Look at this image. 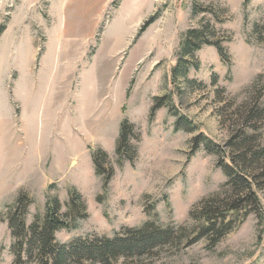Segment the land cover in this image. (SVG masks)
<instances>
[{
    "label": "rangeland",
    "instance_id": "rangeland-1",
    "mask_svg": "<svg viewBox=\"0 0 264 264\" xmlns=\"http://www.w3.org/2000/svg\"><path fill=\"white\" fill-rule=\"evenodd\" d=\"M194 30L213 45L191 56ZM0 31V264L14 261L7 219L22 193L28 224L56 201L69 221L76 195L82 216L57 233L62 244L154 218L191 227L190 211L227 181L194 139L264 145V0H0ZM179 117L195 131H176ZM123 121L134 134L117 154ZM263 169L261 212L214 249L176 244L117 264H264Z\"/></svg>",
    "mask_w": 264,
    "mask_h": 264
},
{
    "label": "trees",
    "instance_id": "trees-1",
    "mask_svg": "<svg viewBox=\"0 0 264 264\" xmlns=\"http://www.w3.org/2000/svg\"><path fill=\"white\" fill-rule=\"evenodd\" d=\"M205 44L213 45L205 41L200 31H191L183 45L184 53L194 56ZM214 46L223 57L222 48ZM182 68L186 73L189 63L183 61L181 65L180 62L174 69V74ZM164 101L165 99L157 100L151 118L164 106ZM132 127L127 121L122 122L117 154H121L125 142L128 143L134 134ZM175 130L188 133L195 131L183 117L177 119ZM243 137L244 142H248V137ZM193 142L194 152L203 148L208 154L221 158L217 168L222 170L227 181L222 186L220 195L204 200L190 211L189 217L193 221L191 227L165 226L154 218L140 227L123 228L113 237H80L71 243L62 244L57 239V233L73 228L74 222L82 216L80 206L75 200L76 195L71 194V209L75 213L69 221L60 214L59 204L56 201V204L55 202L49 204L44 215L37 214L33 222L28 224L29 207L34 201L30 195L22 193L7 219L13 240L11 246L13 264H117L122 259L140 261L150 258L155 252L176 244L184 243L186 246H191L203 241L209 249L217 247L226 237L238 230L251 213L262 210L263 199L257 194L256 175L253 172L257 173L258 167L262 164L264 145L257 149L242 150L239 148L240 145L228 143L223 148L202 133ZM231 146L238 148V162L231 158L226 149ZM135 150H138L137 146ZM94 164L96 174L105 176L97 156H94ZM221 195H226L227 198L221 200ZM152 208L153 210H148L146 213H153L155 206L153 205Z\"/></svg>",
    "mask_w": 264,
    "mask_h": 264
}]
</instances>
